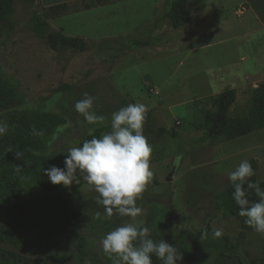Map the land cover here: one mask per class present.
Here are the masks:
<instances>
[{
	"label": "rangeland",
	"instance_id": "rangeland-1",
	"mask_svg": "<svg viewBox=\"0 0 264 264\" xmlns=\"http://www.w3.org/2000/svg\"><path fill=\"white\" fill-rule=\"evenodd\" d=\"M232 1L195 0L198 6L191 8V14L196 24L178 28L162 20L151 24L162 4L152 8V0H69L67 10L58 15L46 12L42 0L33 5L17 1L13 14L0 18V73L22 95L20 103L0 107V121L6 122L9 112L31 108L67 118L49 142L48 168L64 167L69 148L110 132L112 113L120 108L143 103L150 110L143 134L152 147L153 176L136 201L140 216L106 218L104 207L96 203L98 193L86 181L61 187L79 209L73 223L80 228L74 231L83 237L85 252L100 251L104 261H114L103 250L104 236L124 223L142 221L150 229V238L156 236L157 241L164 239L176 247L186 245L193 264H232V257L241 264H264V234L242 230L236 219L215 209L228 173L241 161L255 159L256 179L264 180V128L210 144L200 141L202 131L195 127L202 121L201 109L210 107V97L225 88L236 92L230 115L244 114L252 88L264 80V27L252 14H238ZM34 12L65 35L85 39L88 48L50 49L32 30ZM134 38L150 45L132 49L129 40ZM84 93L95 98L93 111L105 118L103 123L89 124L75 111ZM102 127L107 128L97 131ZM161 128L167 132L161 133ZM173 130L176 136L171 135ZM55 193L42 187L37 192L20 189L18 194L21 202L37 209L54 199ZM155 206L170 210L157 232ZM206 228L220 229L234 244L229 256L217 260L216 251L202 246L201 231ZM39 236L36 228L12 234L23 251L36 253L43 243L67 244L63 230L49 232L42 241ZM58 261L80 264L67 249L59 252Z\"/></svg>",
	"mask_w": 264,
	"mask_h": 264
},
{
	"label": "trees",
	"instance_id": "trees-1",
	"mask_svg": "<svg viewBox=\"0 0 264 264\" xmlns=\"http://www.w3.org/2000/svg\"><path fill=\"white\" fill-rule=\"evenodd\" d=\"M17 1L31 5L38 4L37 0H0V18L11 16ZM188 1L163 0L162 18L166 19L173 28L187 24L190 21ZM44 8L46 12L58 15L67 10V5L63 2ZM31 23L33 32L44 38L52 50L69 48L85 51L88 48L85 39L65 35L61 30L52 28L49 21L39 12L32 14ZM149 45L147 40L137 38L129 40V47L132 49ZM235 96V89L225 88L210 97L209 108L201 109L202 121L195 124V127L202 131L201 142L214 144L218 141L236 139L264 128V80L252 88L246 112L232 116L230 108ZM21 100L22 95L19 90L0 73V107L7 108L12 104L20 103ZM149 113L150 110L147 111L146 118H149ZM5 123L8 125V131L0 137V202L3 204L0 209V264H60L58 255L61 250L65 249L70 250L80 264H83L87 255L92 251H84V239L78 231H74L75 227L80 228L73 223L79 216V209L65 196L61 189L62 185H53L43 172V169L48 168L49 142L67 123V118L60 113L31 108L9 112ZM105 128L107 127H102L97 131ZM160 132L166 133L167 128H161ZM176 134L175 130L171 132L172 136H176ZM17 151L23 152V156L19 160L15 156ZM247 160L255 171V175L250 179L253 182L258 181L256 179V160L253 158ZM80 182H85L83 177ZM259 182L260 187L264 189V180ZM42 187L55 190L54 199L40 204L37 209L30 203L20 201L18 194L20 189L37 192ZM233 191L228 180L225 190L216 197V211L224 217L236 219L242 230H253L244 223L245 218L238 214V206L232 198ZM249 199L255 201L258 200V197L253 192ZM155 210L154 224L157 232L169 216L170 210L165 206H155ZM34 228L39 231L41 241L44 239V235L49 232L63 230L66 233L67 244L62 245L61 241L57 245L43 243L41 249L36 253L25 250L33 255L46 257L37 259L17 254L3 246L10 245L17 248L12 234H27ZM156 235L158 236L157 233ZM200 238L202 246L217 252V260L229 256L227 252L234 248V244L227 237L223 235L216 237L209 228L201 231ZM152 239L157 241L156 236ZM177 248L183 254V258L178 264H193L192 258L187 253L186 245L182 244ZM95 258H99L98 263L94 262ZM231 259L232 264H241L238 258L232 257ZM87 264H114V261L110 259L104 261L98 252H94ZM152 264H161V261L153 256Z\"/></svg>",
	"mask_w": 264,
	"mask_h": 264
},
{
	"label": "clouds",
	"instance_id": "clouds-1",
	"mask_svg": "<svg viewBox=\"0 0 264 264\" xmlns=\"http://www.w3.org/2000/svg\"><path fill=\"white\" fill-rule=\"evenodd\" d=\"M84 98L76 101L75 111L89 124L103 123L104 117L93 111L94 97L84 93ZM148 108L143 103H132L113 112L111 131L101 137L85 140L82 146L68 149L64 167L52 165L43 169L53 185L70 187L79 184V176L98 193L96 203L104 207L106 218L113 214L131 217L141 215L136 201L148 186L153 172L150 169L152 147L143 134V125ZM8 131V125L0 121V137ZM16 159L23 152H15ZM79 174V175H78ZM255 175L251 163L243 160L228 179L234 189L232 198L238 206V214L244 223L255 232L264 234V189L260 182L250 178ZM246 185V187H245ZM254 192L258 200L249 196ZM214 235H221L220 229ZM104 252L113 256L114 264H152L155 256L161 264H178L183 254L164 239L154 241L150 229L142 221L124 223L108 232L102 239Z\"/></svg>",
	"mask_w": 264,
	"mask_h": 264
},
{
	"label": "crops",
	"instance_id": "crops-1",
	"mask_svg": "<svg viewBox=\"0 0 264 264\" xmlns=\"http://www.w3.org/2000/svg\"><path fill=\"white\" fill-rule=\"evenodd\" d=\"M59 1H61V0H51V1H43L42 0V4H43V6L47 7V6L52 5L54 2L60 3ZM66 1H69V0H63V2H66ZM161 1L163 3V0H160V1L152 0L150 7L154 8L156 6H160ZM63 2H61V3H63ZM187 6L189 9V13H190V21L185 25H187V27H188V26H192V24H196L194 17H193V13L191 14V8L195 9L198 5L195 2V0H189L187 2ZM231 6L232 7L237 6V13L240 15H242L246 12L252 14L255 18H257L261 22L262 26L264 27V0H235V1L231 2ZM194 15H198L201 18L200 13H196ZM161 20L167 21L166 19L162 18V4H161V9H160L159 14L157 16H155L154 18H152L151 24L152 25L157 24L158 21H161Z\"/></svg>",
	"mask_w": 264,
	"mask_h": 264
},
{
	"label": "water",
	"instance_id": "water-1",
	"mask_svg": "<svg viewBox=\"0 0 264 264\" xmlns=\"http://www.w3.org/2000/svg\"><path fill=\"white\" fill-rule=\"evenodd\" d=\"M170 176L171 174L167 177V180L170 179ZM3 246H6L8 247L10 250L14 251L15 253L17 254H20V255H23V256H26V257H30V258H33V259H37V258H41L42 256H38V255H33V254H30V253H27L26 251H23L19 248H15L13 246H10V245H3ZM99 253L100 257H101V252L100 251H96ZM92 253H89L84 261L83 264H87L89 259H90V256H91ZM42 258H46V257H42Z\"/></svg>",
	"mask_w": 264,
	"mask_h": 264
}]
</instances>
